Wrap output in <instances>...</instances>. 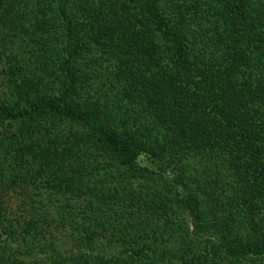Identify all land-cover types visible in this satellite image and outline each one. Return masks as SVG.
Wrapping results in <instances>:
<instances>
[{
    "label": "trees",
    "instance_id": "trees-1",
    "mask_svg": "<svg viewBox=\"0 0 264 264\" xmlns=\"http://www.w3.org/2000/svg\"><path fill=\"white\" fill-rule=\"evenodd\" d=\"M0 66V264H264V0H0Z\"/></svg>",
    "mask_w": 264,
    "mask_h": 264
},
{
    "label": "rangeland",
    "instance_id": "rangeland-1",
    "mask_svg": "<svg viewBox=\"0 0 264 264\" xmlns=\"http://www.w3.org/2000/svg\"><path fill=\"white\" fill-rule=\"evenodd\" d=\"M113 42L118 44V45H121V43H119V39H118V36L117 34H114L113 35ZM114 38H116V40H114ZM88 53V52H87ZM86 53V54H87ZM96 55V53L94 54ZM105 55H107V53H104L102 56H101V59L102 61L105 60ZM83 59V62H84V57L82 58ZM86 65L88 64V66L86 67H89L91 66L90 63L88 62H84ZM102 67L103 68H106V63H103L102 62ZM113 65V58L111 60L110 63H108V67L110 69H112ZM86 67L84 69H86ZM112 67V68H111ZM0 68L2 69H6L4 67H1ZM114 76V75H113ZM5 78V75H3L1 72H0V89L3 88V80ZM94 78V76H93ZM248 101V100H247ZM189 104H187L186 106L184 104H181L180 107L176 106L175 108V112H173V114L171 115L174 119L177 118L176 120L181 124V126L183 127V129H186L188 130V120L187 119V116H188V112L190 113V115H194L196 111H191L188 107ZM189 109V110H188ZM188 110V111H187ZM186 118V119H184ZM188 134V133H187ZM194 155V153H193ZM196 158H200L202 157V154L201 156L197 155L195 156ZM218 157H214L213 155H211L208 160L206 161V164H205V168L208 170L209 173H213L214 174V177H216L217 179H219V176L222 175V174H225V170L224 168L222 167H219L218 166V162L219 160ZM217 160V161H216ZM220 162V161H219ZM200 170V168L198 169V171ZM217 171V172H216ZM219 171V173H218ZM195 173V172H193ZM88 179H93V175H89ZM229 180V176L228 177H225V182H227ZM127 181L130 183V187L131 189H134L135 187L139 186V184H142V183H147L149 182L148 180L144 181L141 177L139 176H129L127 178ZM112 186V183H110V187ZM105 190V189H104ZM36 192H38L36 189H35ZM16 193H19V192H12L10 190H8L7 192H0V208L2 209L3 211V214H4V217L6 218V223H0V241L2 240V238L4 237L5 234L1 233L2 229L5 228L4 225H7L11 227V229H15L16 230V225H19V223L21 222L22 220V217L23 215L25 216L26 215V212H25V208H27L28 206V201L25 202L23 199H21V197L17 196ZM43 194L45 195L46 193L43 192ZM68 194H65L63 197L62 195H52L49 197V201H44L46 206H48V208H59L60 206L64 205V202L66 203H70L71 204V207L72 209L74 210L75 212V215H78V216H81L79 210H84V207L83 206H86L85 204V201L84 200H81L82 197L80 198H68ZM86 197V196H85ZM68 198V200H67ZM45 199V198H44ZM104 202H106L104 200ZM102 206V211H103V214L104 215H112L113 211L109 210L106 208L105 204H101ZM95 206H98V204H96ZM34 207V206H33ZM118 207V208H117ZM121 208V205L119 203H117L115 205V212L118 211L119 209ZM60 209V208H59ZM65 210V208L63 209ZM52 213L50 214L52 216V218H49V221H52L49 226H48V229H52L51 232H52V237L50 238V240H53V243H55L56 247H57V250L61 252H64L65 249L68 248V245H70V241H69V238L67 237V235L64 233V230L68 228V225H65L64 228H62V230L60 229V226H58L57 224H59V221L56 223L57 221V217H58V213H55L54 210H51ZM114 212V213H115ZM88 212L86 211V214ZM64 216V214H63ZM62 216V217H63ZM89 217H91V224H93L91 226V229H96V231H99V232H104L103 235H107L109 233V231L107 232V227H110L107 223H105L104 221V224H99L97 223L98 220H92V215L89 214ZM162 217V216H161ZM167 217V219H169L173 224H177V223H181L182 226H187L189 227L190 225V218L188 215H186V213L184 212H178L176 214H169L168 216H165ZM65 219V217H63ZM66 219H70V218H67ZM160 221H161V218H160ZM103 226L105 229H101L100 226ZM101 230V231H100ZM101 238V236L99 237ZM98 238V239H99ZM178 240V238H173L171 239V243H175L176 241ZM104 237L100 239V241L98 242L99 244L101 243H104ZM107 248V246L105 247Z\"/></svg>",
    "mask_w": 264,
    "mask_h": 264
}]
</instances>
